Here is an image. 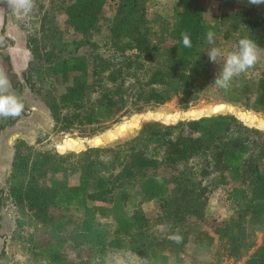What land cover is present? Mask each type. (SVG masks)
Wrapping results in <instances>:
<instances>
[{"label": "trees", "instance_id": "16d2710c", "mask_svg": "<svg viewBox=\"0 0 264 264\" xmlns=\"http://www.w3.org/2000/svg\"><path fill=\"white\" fill-rule=\"evenodd\" d=\"M35 1L37 27L26 37L33 61L20 78L34 91L30 71L41 70L36 79L46 89L36 91H45L42 100L57 134L93 136L174 97L180 109H187L213 87L219 66L208 60L211 47L227 53L246 37L264 51V5L247 0H175L160 10L154 8L157 0ZM208 2L222 6L217 21L224 29V46L215 37L214 44L206 40L207 32L215 33L205 22ZM107 4L112 5V18L102 54L82 52L96 48L89 38ZM56 13L65 29H59ZM183 32L190 35L191 48L182 46ZM16 76L12 73L11 79ZM228 88L229 100L264 114L263 76L251 79L243 73ZM17 118L7 117V122ZM6 185L7 197L24 219L17 225L28 221L49 233V240L38 246L47 264H88L93 257L69 261L47 247L67 227L100 246L94 250L97 255L110 248L128 251L147 264H169L171 257L180 263L188 220L218 222L216 216L225 211L230 219L247 217L249 235L262 231V243L243 259L242 246L229 241L216 247L205 264H264V132L229 113L167 125L146 122L125 139L78 153L60 155L18 141ZM130 202L134 209L126 215L123 208ZM147 202L156 205L154 223L167 227L163 237L151 235L150 221L139 209ZM70 209L80 213L77 225ZM99 219H108L111 229ZM175 235L182 237L180 243ZM203 236L208 245L214 240L206 232Z\"/></svg>", "mask_w": 264, "mask_h": 264}, {"label": "rangeland", "instance_id": "374dc122", "mask_svg": "<svg viewBox=\"0 0 264 264\" xmlns=\"http://www.w3.org/2000/svg\"><path fill=\"white\" fill-rule=\"evenodd\" d=\"M174 1L175 0H157L156 2L159 6L154 8L160 10L161 6L169 7L173 5ZM6 2H8V0H0V29L2 26L4 27L3 35L0 37V75L6 77L9 82L7 94L15 96L18 102L22 104V109L18 118L13 122H10L11 120H8L7 122V117L0 116V125H6L4 129L0 130V264H47L44 257L45 255L40 252V247L38 246H42V244L45 243V240H49V233L47 234L45 231L40 230L38 226H34L28 221L18 226L17 222L24 219L21 218V214H19L14 208L6 194V180L13 157V145L18 141H22L33 148L38 147L41 149H50L61 155V153L57 151L56 145L63 139L75 138L85 140L100 133L88 137L77 132L57 134L52 131L53 124L42 100L45 91L39 93L36 91V88H40L41 91L46 89L45 85L42 84V81L40 79H36L41 77V70H37L36 72H34V70L30 71L31 75L35 76L31 79V81H34L31 82L34 87V91H31L28 85L20 78V74L26 70L28 62L33 61L31 55L29 54V58L27 60L28 62L26 63L23 71L13 72L10 66V62L14 60L15 56L14 61H20V56L18 54L19 51L23 50V47H27L26 37L35 32L34 29H36L38 22V17L36 15V1L33 0V8L26 15L15 12L9 5L6 4ZM206 5L205 22L215 31L214 37L216 38V43L224 46V41L221 39L224 29L217 21L219 14L222 12V6L218 2H208ZM148 15H150V11H148ZM111 18L112 5L107 4V6L103 9L102 16L97 24L96 30L89 38V40L95 44L96 48L84 49L82 52L89 51L93 55L99 53L102 54L104 44L108 41L107 28ZM55 20L59 29H65V26L63 25V18L60 14L56 13ZM66 32L65 38L66 40H70L72 33L68 29ZM4 57H8V62H6ZM8 65L10 67V72L7 70ZM12 73L17 75L16 78L11 79ZM216 74L217 73L213 72L214 80ZM247 75L250 76L251 79L258 76L264 77V51L259 50L258 59L253 67L248 69ZM214 80L213 87L209 89V92L205 95L204 99L202 101H198L194 105L187 106V109L201 105L207 106L220 103L231 106L233 109L248 112L258 119L264 120V114L261 110L244 106L240 101L233 102L237 101L235 98H233V100H229L231 99L229 97H232L229 94V88H221L217 86L214 83ZM177 102L178 97H174L162 105L146 109L141 113H135L130 116L123 117L118 123L110 125L108 129L122 123L125 120H128L131 116L146 112H154L164 106L170 109V112L187 110L180 109ZM14 117L15 116H11V119H14ZM179 120L189 119H178L173 123ZM152 121L163 125L173 124L163 123L154 119L141 120L138 124L141 126L143 123ZM137 130L138 129H133L127 134H124L121 137L119 136L115 140L125 139L133 135ZM110 144L111 142L98 147ZM85 148L73 153L84 151L86 150ZM61 178L63 177L58 176V179ZM67 179L68 177H66V180ZM133 209L134 204L133 202H130L123 208L122 213L127 215L131 213ZM139 209L150 221L152 226L150 227L151 235L159 238L165 236L167 227L164 224L156 225L154 223V219L157 214L156 205L150 202L142 203L139 206ZM212 210H215V208H212ZM220 211L221 209H217L216 213ZM68 212L77 225L80 221V213L73 209H70ZM210 214L211 209L207 212L208 216ZM216 219L218 221H215L216 223L214 221L207 222L189 219L186 224V228L189 229L187 242L185 243L184 253L180 255L182 261L180 263H174L173 258L171 257L169 264H205L207 260L211 259V255L215 252L216 247H222L223 244L233 240L242 246L243 259L261 245L263 232L255 231L250 236L248 233L247 217L230 219V213L225 211L219 218L216 216ZM98 221L101 226H106V229L109 230L111 229L108 219H99ZM209 221H211L210 218ZM223 222H225V224H223ZM70 229V227H67L66 233H60L61 235L57 234V236L47 242V247L49 249L63 254L67 259H69V261L72 260L80 262L81 258L85 260L86 257L93 256L90 258L88 264H116L117 257H121L125 259L128 264H145L144 261H141L140 259L137 260L135 255L130 254L125 250L105 248V250L103 249L102 252L97 255L94 250L100 246H97L92 241L76 237L75 233L70 232ZM204 232L214 239L210 245L206 243V239L203 236ZM199 233H202V236H200L201 234ZM170 237L171 235L167 238ZM217 239L220 242H217ZM90 248L93 249L91 252H89ZM222 264L231 263L225 262Z\"/></svg>", "mask_w": 264, "mask_h": 264}, {"label": "clouds", "instance_id": "9594fccd", "mask_svg": "<svg viewBox=\"0 0 264 264\" xmlns=\"http://www.w3.org/2000/svg\"><path fill=\"white\" fill-rule=\"evenodd\" d=\"M247 3L261 6L264 5V0H247ZM8 5L15 12L26 15L33 8V0H8ZM206 40L209 44H214V33L211 31L207 32ZM181 42L185 48L192 47V41L187 32L181 33ZM258 52L257 45L246 37L239 39L233 49L227 53H223L218 47H211L206 52L208 60L210 63L219 66L214 83L221 88H227L233 77L246 73L248 69L253 67L258 59ZM8 87L7 78L0 75V116H17L22 109V104L18 102L15 96L7 94ZM173 239L176 243H180L182 237L175 235ZM139 259L137 256V260ZM116 264H128V262L121 257H117Z\"/></svg>", "mask_w": 264, "mask_h": 264}, {"label": "bare ground", "instance_id": "6f19581e", "mask_svg": "<svg viewBox=\"0 0 264 264\" xmlns=\"http://www.w3.org/2000/svg\"><path fill=\"white\" fill-rule=\"evenodd\" d=\"M215 112L233 114L243 124L260 129L264 132V120H260L248 112L233 109L231 106L228 105L220 103L207 106L201 105L189 108L187 110L174 112H170V109L164 106L162 108H159L158 110H155L154 112H146L143 114L131 116L128 120H125L120 124L112 126L110 129L85 140L65 138L59 144L56 145V149L59 153L64 154L67 152L79 151L80 149H83L86 146L98 147L101 145H105L109 142H112L116 138V131L123 130L125 128H133L139 123V121L145 119H154L163 123H173L178 119H197L198 117L208 116ZM118 136L121 137L123 136V134H119Z\"/></svg>", "mask_w": 264, "mask_h": 264}, {"label": "crops", "instance_id": "0c3cea01", "mask_svg": "<svg viewBox=\"0 0 264 264\" xmlns=\"http://www.w3.org/2000/svg\"><path fill=\"white\" fill-rule=\"evenodd\" d=\"M18 55L20 56V61H14L15 57H16L15 56L14 60L10 62V66H11L13 72L23 71L26 63L28 62L27 60L29 58V52L27 51V49L25 47H23L22 51H19Z\"/></svg>", "mask_w": 264, "mask_h": 264}, {"label": "water", "instance_id": "95a60500", "mask_svg": "<svg viewBox=\"0 0 264 264\" xmlns=\"http://www.w3.org/2000/svg\"><path fill=\"white\" fill-rule=\"evenodd\" d=\"M213 114H217V112H215V113H213ZM212 115V114H211ZM209 116V115H208ZM205 117V116H204ZM199 118V117H198ZM140 128V124H137L135 127H133V128H125V129H123V130H118V131H116V134H115V139H117L119 136V134H127L128 132H130V131H132L133 129H139ZM118 136V137H117ZM114 139V140H115ZM89 147H86L85 149H88ZM90 148H92V147H90Z\"/></svg>", "mask_w": 264, "mask_h": 264}]
</instances>
